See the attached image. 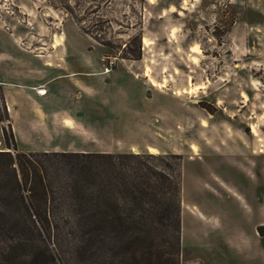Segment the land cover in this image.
<instances>
[{
	"label": "rangeland",
	"instance_id": "374dc122",
	"mask_svg": "<svg viewBox=\"0 0 264 264\" xmlns=\"http://www.w3.org/2000/svg\"><path fill=\"white\" fill-rule=\"evenodd\" d=\"M1 70L18 125L33 107L83 110L84 145L19 143L0 85V151H13L11 130L20 152L179 162L178 264H264V0H0V83ZM194 86L203 88L188 93ZM9 242L0 238V262ZM34 243L49 246L54 264H86L84 240ZM107 248L99 245V264Z\"/></svg>",
	"mask_w": 264,
	"mask_h": 264
},
{
	"label": "trees",
	"instance_id": "16d2710c",
	"mask_svg": "<svg viewBox=\"0 0 264 264\" xmlns=\"http://www.w3.org/2000/svg\"><path fill=\"white\" fill-rule=\"evenodd\" d=\"M9 138L11 130L4 141L14 152L0 151V238L17 247L6 245L0 264H54L49 246L34 241L60 236L84 240L86 264H99L102 243L105 264H178L179 162L148 153L20 152Z\"/></svg>",
	"mask_w": 264,
	"mask_h": 264
},
{
	"label": "crops",
	"instance_id": "0c3cea01",
	"mask_svg": "<svg viewBox=\"0 0 264 264\" xmlns=\"http://www.w3.org/2000/svg\"><path fill=\"white\" fill-rule=\"evenodd\" d=\"M38 59V58H37ZM39 60V59H38ZM41 61V60H40ZM45 67H49L51 63L44 62ZM60 64H56L58 66ZM84 67V65H88V63L84 64V61L82 64H80ZM89 74H95L91 70L88 71ZM84 74V71H83ZM2 82L0 85L3 86V95L6 102L7 110L9 112V116L11 119V126H12V132L14 137L19 143L22 144H34L33 139L41 138L44 140H48L46 143L54 144L55 140H60L62 138H77L80 144L84 145V111L79 110L77 112L76 116H71L68 113H63L58 110H44L41 107H33L29 108L33 113L32 116L28 117V120H24L23 124L26 126L22 128L19 124L20 121L14 117L13 109L10 103V96L11 94L6 90V79H4L2 70ZM136 79V78H134ZM37 91H39L40 94L44 93L43 88H38ZM144 91H148L147 88H144ZM43 92V93H42ZM76 98H79V94L73 95ZM28 99V97H27ZM30 115V114H29ZM17 120V122H15ZM17 123V124H16ZM29 130V131H27ZM111 130V129H110ZM53 141V143H52ZM55 141V142H54ZM152 148L148 147L147 149ZM154 149V148H153ZM73 153H87L84 152V149L82 150H74ZM90 153H108V152H90Z\"/></svg>",
	"mask_w": 264,
	"mask_h": 264
},
{
	"label": "bare ground",
	"instance_id": "6f19581e",
	"mask_svg": "<svg viewBox=\"0 0 264 264\" xmlns=\"http://www.w3.org/2000/svg\"><path fill=\"white\" fill-rule=\"evenodd\" d=\"M150 2H152V0H149ZM174 8V7H173ZM171 10V9H170ZM143 43L144 44H147V41L145 39H143ZM59 40L55 39L54 40V44L52 45V48H54L55 46H59ZM194 50L198 51L197 48H194ZM144 76L146 78H148V81L150 82V84L153 86V87H157V88H162L164 87L165 85V80H163L162 83H158L156 81H154L151 77H150V69L149 68H146L145 72H144ZM203 86H194V87H191L187 92L190 93V92H193V91H196V90H200L202 89ZM43 93V92H42ZM203 126H206L205 123H203ZM251 131L254 135H256V130L255 128L252 126L251 127ZM193 149H195V147H193ZM152 150V149H151Z\"/></svg>",
	"mask_w": 264,
	"mask_h": 264
}]
</instances>
